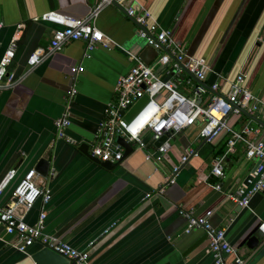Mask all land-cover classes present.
Instances as JSON below:
<instances>
[{
    "label": "crops",
    "instance_id": "0c3cea01",
    "mask_svg": "<svg viewBox=\"0 0 264 264\" xmlns=\"http://www.w3.org/2000/svg\"><path fill=\"white\" fill-rule=\"evenodd\" d=\"M137 1L161 27L170 30L187 55L206 61L205 84L216 81L218 91L225 93L229 81L240 77L243 87L264 99V0ZM122 2L135 6L130 0ZM93 3L0 0V58L19 30L13 55L5 66L11 83L0 88V180L9 170L14 172L1 190L0 206L10 199L18 179L33 169L39 158H45L48 173L39 179L49 187L50 198L44 206L43 232L77 250H86L92 264H213L204 232H182L184 220L177 213L178 204L195 215L210 210V223L225 228L226 240L236 247L244 263L264 264V233L256 231L259 244L255 248L239 246L250 229L264 223V191L250 198L248 208L226 198L256 160L246 159L244 145L236 141L224 157L222 176L210 172L215 158L226 150L227 133L204 141L196 134V122L171 135L170 148L161 159L145 158V152L153 150L146 139L144 148L130 145L131 151L109 169L77 150L80 143L89 147L95 141L104 105L113 99L115 80L134 63L129 54L147 64L157 56L138 37L137 25L119 8L107 5L99 12L95 26L114 43L109 49L98 45L88 58H81L83 42L68 40L59 51L32 67L27 65V57L35 48L45 49L56 28L35 17L54 11L79 18ZM19 24L20 29L16 28ZM77 63L82 69L74 79L76 93L69 102L70 123L64 129L76 141L71 144L54 137L53 120L63 111L71 83L69 67ZM201 97L205 100L208 94ZM137 106L134 104L126 115ZM248 114H229L226 121L234 131L247 125L251 128L247 137L261 138L264 106L258 105ZM187 148L195 155L179 164ZM177 164L175 181L158 192ZM216 182L221 190L214 189ZM40 206L37 198L24 212L23 221L33 224ZM14 242L15 236L5 234L0 227V264H33L29 257L40 248L38 242L27 247L28 255L13 248Z\"/></svg>",
    "mask_w": 264,
    "mask_h": 264
},
{
    "label": "built area",
    "instance_id": "2783aa9c",
    "mask_svg": "<svg viewBox=\"0 0 264 264\" xmlns=\"http://www.w3.org/2000/svg\"><path fill=\"white\" fill-rule=\"evenodd\" d=\"M123 0H94L82 17H70L54 11H47L35 17L34 20L47 21L56 26L45 49L35 48L27 57L29 67L42 61L48 55L59 51L68 40L83 42L81 58H88L90 51L100 45L109 49L111 39L105 36L96 26L95 19L99 12L107 5L118 4L123 7L124 13L134 19L137 24V35L145 44L156 53L152 64H147L136 55L129 57L134 60L133 65L122 75H119L113 85V99L105 103L103 117L97 124L95 141L87 147V153L99 161L111 163L120 162L124 147L116 138L120 137L125 143L134 145L138 149L146 146V139L153 145L155 139L165 136L157 146L153 145L151 152H145V158L159 160L170 148L169 138L185 128L198 122L197 136L210 141L219 133L229 135L226 150L215 158L211 167V174L222 176V163L224 157L236 141L244 145V157L255 159V164L238 183L226 198L241 208H248L250 198L258 192L264 191V135L261 138H249L251 128L243 125L239 131H234L228 125L226 118L229 114H240V109L252 113L258 105L264 106L261 100L241 85L242 79L238 77L229 81L228 91L220 93L216 81L203 85L205 73L209 70L203 58H196L185 53L182 44L176 41L169 29L161 27L143 4L137 0H130L135 4H124ZM21 24L16 28H21ZM1 27V23H0ZM19 30H15L0 58V88L11 83V77L5 72L18 39ZM155 64L168 65L160 74L154 72ZM80 63L69 67L71 83L64 97L63 111L53 120L54 137L64 139L74 144L76 141L64 133L69 125V102L76 93L74 79L81 71ZM167 75V79H163ZM192 75V76H191ZM194 77V79L192 78ZM182 89H178L179 85ZM208 97L202 100V95ZM252 101L250 104L249 102ZM138 103L135 110L126 115L128 110ZM264 125V117L262 119ZM256 131V130H254ZM195 151L187 148L179 157V164L184 163ZM179 164L172 167L162 186L175 181ZM14 172L9 170L0 180V193ZM38 177V179H37ZM33 170H27L14 185L10 199L0 206V227L5 234L15 236L11 246L17 251L27 254V247L34 241L40 247L48 248L67 258L69 264H92L88 259L86 250H77L58 237L43 232L45 218V204L50 198L49 187L39 179ZM214 189L221 190L219 182L213 184ZM147 196V195H146ZM40 199V208L33 224H27L22 216L34 201ZM177 213L183 218V233L192 230H202L207 243L206 251L210 254L213 264H245L238 254L236 247L229 244L225 238V228L212 225L209 221L210 210L202 215H195L191 209L178 204ZM257 230L264 233V223Z\"/></svg>",
    "mask_w": 264,
    "mask_h": 264
},
{
    "label": "water",
    "instance_id": "95a60500",
    "mask_svg": "<svg viewBox=\"0 0 264 264\" xmlns=\"http://www.w3.org/2000/svg\"><path fill=\"white\" fill-rule=\"evenodd\" d=\"M115 7L119 8L121 10V12L124 13V9L122 6L118 5V4H113ZM125 14V13H124ZM127 16V15H126ZM131 21H134V19L130 16H127ZM136 24V23H135ZM137 25V24H136ZM192 76V75H191ZM194 79V77H192ZM163 79H167V75L163 77ZM195 81L203 84L206 86V84L202 81H198L196 79H194ZM240 113H243L245 115L250 116L245 110L240 109ZM169 134H166L164 136H160L157 139H155V141L153 142V145L157 146L159 145L164 139L165 136H167ZM116 140L122 144V146L124 147V151L122 154V157H124L127 153H129L132 149V147L125 143L120 137H117ZM77 150L79 152H81L84 156H86L88 159H90L91 161L101 165L102 167L109 169L111 167H113L116 163H111L108 161H99L98 159H96L95 157L90 156L87 153V146L84 143H80L77 146ZM48 169H49V161L46 160L45 158H39L35 165L33 166V170L40 176L45 177L48 173ZM258 224H256L252 229H250L241 239L239 246H241L242 244H244L248 249H253L255 248L258 244H259V237L256 235V231L258 228ZM194 245L191 246V248ZM31 261L33 262V264H69V260L59 254H57L56 252L45 248V247H40L39 249H37L36 251H34L33 253L30 254Z\"/></svg>",
    "mask_w": 264,
    "mask_h": 264
},
{
    "label": "rangeland",
    "instance_id": "374dc122",
    "mask_svg": "<svg viewBox=\"0 0 264 264\" xmlns=\"http://www.w3.org/2000/svg\"><path fill=\"white\" fill-rule=\"evenodd\" d=\"M142 39V38H141ZM143 40V39H142ZM168 67V65H162V64H155V66H154V72L156 73V74H160V73H162V71H164L166 68ZM183 85V84H182ZM182 85H180V86H182ZM179 90H180V88H178Z\"/></svg>",
    "mask_w": 264,
    "mask_h": 264
}]
</instances>
